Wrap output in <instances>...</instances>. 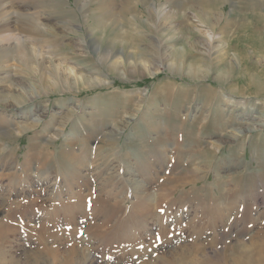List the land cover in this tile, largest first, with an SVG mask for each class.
<instances>
[{
    "label": "rangeland",
    "instance_id": "rangeland-1",
    "mask_svg": "<svg viewBox=\"0 0 264 264\" xmlns=\"http://www.w3.org/2000/svg\"><path fill=\"white\" fill-rule=\"evenodd\" d=\"M23 196L58 264H264V0H0V222ZM8 229L0 264H32Z\"/></svg>",
    "mask_w": 264,
    "mask_h": 264
},
{
    "label": "bare ground",
    "instance_id": "bare-ground-1",
    "mask_svg": "<svg viewBox=\"0 0 264 264\" xmlns=\"http://www.w3.org/2000/svg\"><path fill=\"white\" fill-rule=\"evenodd\" d=\"M192 68V65H189V67H188V71L189 72H191V73H193V68ZM224 72V71H223ZM222 73V72H221ZM220 75V74H219ZM28 100H27V98H18V99H15V101H13L14 102V105H21V104H23V103H25V102H27ZM219 113H220V111H219ZM217 116V115H216ZM219 116L221 117V115H218V118H219ZM208 118V117H207ZM67 120V119H66ZM218 119H217V124H218V127H221V126H224V121H222V120H220V121H222L220 124L218 123ZM219 121V122H220ZM38 124H40V119H36L35 121H33V122H31L28 126H23V129H22V131L24 130H28V129H32L33 127H35V126H37ZM221 125V126H220ZM236 130V129H235ZM237 131V130H236ZM239 131V134H245L246 132H248V131H251V129H249V128H247V129H245V130H238ZM237 131V132H238ZM243 131H245L244 133H243ZM21 132V131H20ZM237 134V133H236ZM111 135V134H110ZM240 138V137H239ZM186 141V140H185ZM139 143V142H138ZM181 143H183V142H181ZM188 143V142H187ZM192 143H193V141H192ZM191 144V143H190ZM182 146V145H181ZM213 146H214V144H213ZM218 146V145H217ZM216 148H218V147H216ZM3 150H5L6 148L5 147H3L2 148ZM218 150H219V148H218ZM245 150V149H244ZM192 152V151H191ZM245 152V151H244ZM213 155V154H212ZM212 155H210L211 157H212ZM160 156V155H159ZM197 157L199 158V159H201L202 160V162H206L205 163V165H207L209 168H211L215 173H217V168H216V164H213L212 163V159H208L207 158V155H206V152H204V151H201V152H199L198 154H197ZM45 162V161H44ZM47 162V161H46ZM79 162H82L83 163V160H82V158L79 160ZM25 165V164H24ZM195 164H191V165H181V167H182V169H184L183 171H184V173H185V176H187V177H190L191 175L193 176L192 177V180L194 181V183L196 182L197 184H198V179L200 178L199 177V175L198 174H200V170H199V168H197V167H195L194 166ZM219 165V164H218ZM179 168H180V166H178ZM28 168V167H27ZM26 168V169H27ZM59 169H60V167H59ZM173 169V168H172ZM210 169V170H211ZM42 170V169H41ZM60 172H61V174L63 173L62 171H64L63 170V167H62V171L61 170H59ZM171 171V170H170ZM182 171V172H183ZM57 172V171H56ZM181 172V173H182ZM4 175H6V174H4ZM9 175H11V174H9ZM179 175V174H178ZM20 176V175H19ZM171 176V175H170ZM17 177V176H16ZM39 177V176H38ZM41 178V177H40ZM171 178V177H170ZM124 179V178H123ZM123 179H121L122 181H123ZM167 179H168V177H167ZM177 179V177H172L171 179H170V181H172V182H174L175 180ZM169 180V179H168ZM167 180V181H168ZM179 180V179H178ZM219 180V179H218ZM222 180V179H221ZM192 181V182H193ZM220 181V180H219ZM134 182V181H133ZM188 182H190V180H188ZM218 182V181H217ZM176 183V182H175ZM180 185V184H179ZM179 185H173L174 187H172L171 189H169V192L170 193H174V191L175 190H177L178 189V187H179ZM176 187V188H175ZM129 189V188H128ZM174 189V190H173ZM196 189V188H195ZM192 189L193 190V192H195V193H193L192 195L193 196H195V197H197V196H199L200 198H202L203 200H208V199H215L216 197H215V195L216 194H210V195H208L207 196V194L205 193L206 191H204V188L203 189H201V188H198V189ZM195 190V191H194ZM217 191V190H216ZM108 192V191H107ZM219 192H221V191H219ZM96 193V192H95ZM222 193V192H221ZM97 194V193H96ZM138 194V193H137ZM150 194V193H149ZM168 194V193H167ZM105 196V198H104V200H106V201H108L109 199H110V196L111 195H114L113 193H110L109 192V194H101L100 193V195H99V197L102 199V196ZM110 195V196H109ZM116 195V194H115ZM172 196H174V195H172ZM27 197V196H26ZM26 197H22V199L20 198V200H15V201H13L14 199L12 198L11 200H10V203L9 204H11V206H9L10 208L12 207V205H13V208L11 209V212L9 211V215H6L5 217H2L3 218V220L0 222V230H1V228L4 226V225H6L7 226V224H8V227H9V229L8 230H10V232L11 233H13V232H19V233H21L22 235H24L27 239H29L28 241H35L36 243H37V246H36V248H35V245H33V247L35 248L33 251H30V253H32V254H30L29 255V253L27 254V255H29V256H27V258H28V260L31 262L32 261V264H43V263H45V262H48V264L50 263V264H58L59 263V259H60V255H59V250H58V246H56L57 245V243H58V237L56 236V232L55 231H49V229H48V227L47 226H45V225H47L46 223L47 222H45V223H36L34 220H32V219H29L30 218V216H29V220L25 223V225H22V222L21 221H16V218H14V215H18L19 213H22V214H20L21 216L23 215H25L26 214V212H25V202H26ZM159 197L161 198H163L164 199V197H165V193H162V192H160L159 193ZM220 198L221 197H223V196H219ZM113 198H118V195H116V196H114ZM143 198V197H142ZM171 198V197H170ZM199 198V199H200ZM190 199H192V198H190ZM198 199V198H197ZM216 199H218V197L216 198ZM222 199V198H221ZM34 201H32L31 199H30V201H32V202H36L35 201V199H33ZM110 200H114V199H110ZM192 200H194V199H192ZM202 200V201H203ZM91 201H95V206H94V209L96 210V214H99V212L101 211V210H103V209H105V208H108V209H112L111 210V212L105 217V219L103 220V222H102V226H110V222H112V221H110L111 220V216L113 217V216H115V215H119L121 212L123 213V208H122V205L123 204H118L117 202H114L113 201V203H108V205L107 204H101L100 206H98L97 205V202H99L100 200L99 199H96V200H91ZM223 201H225V198H224V200ZM228 201H230V203H228ZM228 201H226L227 203H226V206H224V207H221V212L222 211H224V212H227V214H228V212L230 213V211H232V213H233V198L231 197V199L229 198V200ZM32 202H31V204H32ZM108 202H110V201H108ZM122 202V201H121ZM0 204H2V203H0ZM37 204L38 203H33L32 205V209H34V208H37ZM224 204V203H223ZM228 204H230V205H228ZM27 205V204H26ZM42 205V204H41ZM175 205V204H174ZM228 205V206H227ZM1 206V205H0ZM125 206V205H124ZM213 206V205H212ZM29 207V206H28ZM159 207H162V206H158L157 207V209L159 208ZM205 207V206H204ZM211 207V206H210ZM235 208V207H234ZM25 209V210H24ZM27 209H29V208H27ZM209 209H211V208H209ZM213 209L214 210H218L219 211V207H214L213 206ZM176 210V209H175ZM203 210H205V209H203ZM166 211V208H164L163 207V212H165ZM12 212L13 213H15V214H12ZM116 212V213H115ZM220 212V213H221ZM113 213V214H112ZM180 214V213H179ZM225 214V213H224ZM121 215V214H120ZM227 216V215H226ZM220 217V216H219ZM222 217V216H221ZM225 217V216H224ZM21 218V217H20ZM26 218V217H25ZM226 218V217H225ZM227 218H229V217H227ZM22 219V218H21ZM24 219V218H23ZM202 219V218H201ZM217 219V218H216ZM214 220V222L212 223V225H211V227H213L214 225L216 226V221L217 220ZM229 219H232V218H229ZM229 219H227V220H229ZM163 221V220H162ZM201 221V220H200ZM200 221H199V225H196V228L194 229L197 233H201V232H203L204 231V227H205V225L204 224H202L201 223V225H200ZM203 222V221H202ZM51 223V222H50ZM233 223V222H232ZM161 224V223H160ZM165 226V225H164ZM164 226L162 225V227H160V228H162V229H164ZM113 227V226H112ZM47 228V229H46ZM51 228V227H50ZM108 228V227H107ZM110 228V227H109ZM138 228H140V226H136V225H134V226H131V229H130V233H129V235H133L134 237L133 238H130L131 236H128V238H129V241H131V240H133V239H138L139 238V236H138V232H137V229ZM211 229V228H210ZM7 230V229H6ZM169 231H171L170 230V228H166V230H164V232H169ZM5 232H7V231H5ZM7 233H9V232H7ZM169 234V233H168ZM7 235V234H6ZM3 237H4V235H3ZM50 237H51V239H52V237H54V239L52 240V241H50L51 239H50ZM2 239V238H1ZM122 239V238H121ZM3 240H0V242H2ZM4 242V241H3ZM2 242V243H3ZM53 242V243H52ZM34 243V242H33ZM49 243H51V244H53V245H50ZM139 243V242H138ZM119 244H121V246H122V249H121V253L120 254H124L125 253V248L127 247V244L128 243H126V240L125 241H120L119 242ZM70 245V253L68 254L69 256L67 257L68 259H72V257H73V255H74V253L76 252V250H77V248H76V245L75 244H73V243H71V244H69ZM205 245V244H204ZM264 245V244H263ZM136 246V245H135ZM136 249V248H135ZM260 249H261V251H260V255H259V259H262L263 257H264V246H261L260 245ZM1 250V249H0ZM32 250V249H31ZM5 251V250H4ZM2 252V251H1ZM132 252V251H131ZM256 252V251H255ZM3 254V253H2ZM119 255V254H118ZM121 256V255H120ZM206 256V255H205ZM12 258V257H11ZM246 258H247V260L248 261H250L249 260V256H246ZM256 258V257H255ZM10 259V258H9ZM4 260V259H3ZM19 260V259H18ZM120 260V259H119ZM209 260V259H208ZM211 260V259H210ZM9 261V260H8ZM13 261H15V260H13ZM34 261V262H33ZM68 261V260H67ZM246 261V260H245ZM4 262V261H3ZM185 262H190V261H185ZM1 263V262H0ZM261 263V262H260ZM3 264V263H2ZM13 264H14V262H13ZM46 264V263H45Z\"/></svg>",
    "mask_w": 264,
    "mask_h": 264
},
{
    "label": "crops",
    "instance_id": "crops-1",
    "mask_svg": "<svg viewBox=\"0 0 264 264\" xmlns=\"http://www.w3.org/2000/svg\"><path fill=\"white\" fill-rule=\"evenodd\" d=\"M138 242L140 243V241H138L137 239H134L133 241L128 242L126 249L129 250V251H132V253H133V252H136L137 248H136L135 245H137ZM135 248H136V249H135ZM127 250H126V251H127ZM126 251H125V252H126Z\"/></svg>",
    "mask_w": 264,
    "mask_h": 264
}]
</instances>
